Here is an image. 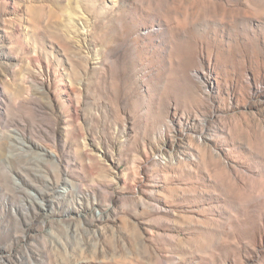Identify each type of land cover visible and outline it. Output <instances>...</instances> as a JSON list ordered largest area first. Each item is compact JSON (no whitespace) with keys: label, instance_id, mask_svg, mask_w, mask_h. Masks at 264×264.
I'll list each match as a JSON object with an SVG mask.
<instances>
[{"label":"rangeland","instance_id":"rangeland-1","mask_svg":"<svg viewBox=\"0 0 264 264\" xmlns=\"http://www.w3.org/2000/svg\"><path fill=\"white\" fill-rule=\"evenodd\" d=\"M0 264H264V0H0Z\"/></svg>","mask_w":264,"mask_h":264},{"label":"bare ground","instance_id":"bare-ground-1","mask_svg":"<svg viewBox=\"0 0 264 264\" xmlns=\"http://www.w3.org/2000/svg\"><path fill=\"white\" fill-rule=\"evenodd\" d=\"M27 155V154H26Z\"/></svg>","mask_w":264,"mask_h":264}]
</instances>
